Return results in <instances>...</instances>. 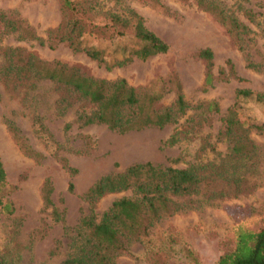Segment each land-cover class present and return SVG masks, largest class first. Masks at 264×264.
Masks as SVG:
<instances>
[{"label":"rangeland","instance_id":"rangeland-1","mask_svg":"<svg viewBox=\"0 0 264 264\" xmlns=\"http://www.w3.org/2000/svg\"><path fill=\"white\" fill-rule=\"evenodd\" d=\"M72 1L80 6L96 4L92 11L82 7L76 16L96 24L85 43L103 49L108 60L120 56L122 46H136L129 29H125L123 36L117 35L104 15H123L126 7L142 16L145 26L167 43V51L106 70L83 52H73L64 42L49 47L19 39L15 34H4L0 36V53L4 47H17L44 61L77 66L94 77H121L136 88L150 82L155 90L161 88L164 93L153 103L154 110L171 104V88L178 82L188 108L174 122L162 127L117 132L102 123L82 124L77 114L89 105L49 81L39 82L37 89L29 90L23 82L13 83L0 75V160L6 173L5 184L0 186V200L9 201L13 207L10 215L0 211V250L10 264H60L67 253L69 236L90 209L83 194L100 176L145 161L173 168L214 163L226 172L223 175L227 178H218L207 167L201 170L207 178L201 183L204 195H200L205 200L199 206L192 201L194 197L180 198L178 202L187 208L159 219L144 235L130 241L127 250L114 261L212 264L231 241L236 227L256 230L264 217V105L235 96L237 88L264 94V70L245 66L244 53L233 38L196 0ZM221 1L258 33L249 47L252 58L257 60L264 53V36L245 12L250 11L261 20L264 0ZM0 13L9 20L27 22L41 37L64 16L58 0H0ZM202 47L212 50L216 76L212 85L204 89V65L193 56ZM227 61L237 78L226 75ZM209 102H215L217 112L207 108ZM228 108L234 111L236 119L250 126L247 136L256 149L247 158L226 157L231 136L225 134L223 117ZM35 114L41 116L45 129L37 130L32 121ZM5 119L16 123L41 157L27 156L18 148L6 129ZM171 134L176 136L175 143L165 144ZM45 178L51 181L55 208L62 211L59 221H54L50 208L41 203L39 189ZM130 195L129 190L105 193L95 202L94 210L99 214L114 199Z\"/></svg>","mask_w":264,"mask_h":264},{"label":"trees","instance_id":"trees-1","mask_svg":"<svg viewBox=\"0 0 264 264\" xmlns=\"http://www.w3.org/2000/svg\"><path fill=\"white\" fill-rule=\"evenodd\" d=\"M58 1L64 13L63 19L55 27L48 28L44 37L34 33L27 22L6 19L1 13L0 36L15 34L19 39L33 40L37 44L49 47L64 42L73 52H83L106 70L125 66L133 59L144 60L156 54H163L168 49L167 43L145 26L142 16L131 7H126L123 15L113 12H106L104 15L111 21L117 35L123 36L125 29H129L136 40V46L131 48L122 46L120 56L108 60L103 49L85 43V37L93 28H97L96 24L94 22L89 24L76 16L82 7L92 11L96 4L80 6L72 0ZM196 3L233 38L237 48L244 53L246 67L264 70V53L256 60L249 51L250 42L255 40L258 33L242 23L233 10L221 0H196ZM245 14L264 36V16L258 20L250 11H246ZM193 56L201 59L204 65L203 89L211 86L216 78L213 73L212 50L209 47H202L197 49ZM226 65L228 68L226 75L237 78L230 61H227ZM218 73L225 74L223 70H218ZM0 75L13 83L23 82L29 90L37 89L39 82L49 81L89 105L87 110H81L77 114V119L82 124L102 123L117 132L162 127L174 122L188 108L178 82L171 88L174 94L171 104L161 110H154L153 103L164 93L161 88L155 90L150 82L136 88L121 77L113 80L94 77L84 74L77 66L57 60L44 61L30 52L23 53L17 47L7 46L2 49ZM235 96L250 98L264 105V94L249 88H237ZM207 108L218 111L215 102H209ZM41 119L38 114L32 117L38 131L45 129ZM223 124L225 134L231 136L227 158L235 155L247 158L255 152L256 146L247 136L250 126L245 121L236 119L231 108L226 110ZM5 125L9 135L25 155L37 159L41 157V154L27 143L14 121L5 119ZM175 141V134H171L164 143L173 144ZM206 167L218 178H227L223 175L226 172L220 170L214 163L173 168L148 161L133 163L118 172L100 176L83 194L90 209L80 219L74 233L69 236L67 253L60 264H114L115 258L127 250L130 241L144 235L159 219L187 208L182 202H178L180 198L194 197L192 201L196 206L205 200L201 198V195H204V190L201 194V183L207 176L201 170ZM69 171L72 172L71 169ZM5 178L6 173L0 160V186H4ZM205 185L206 182L204 187H207ZM68 188H71L70 182ZM124 190H129L131 195L116 198L106 210L99 214L95 212L94 204L98 198L105 193ZM52 191L51 181L45 178L39 189L41 203L44 208H50L52 219L59 221L62 219V211L55 208L51 199ZM188 201L190 202V199ZM0 211L10 215L13 207L9 201L0 200ZM0 264H10L1 250ZM194 264L201 263L194 261ZM212 264H264V217L256 230L243 226L236 227L231 241Z\"/></svg>","mask_w":264,"mask_h":264}]
</instances>
